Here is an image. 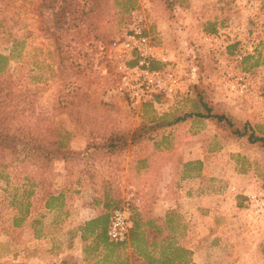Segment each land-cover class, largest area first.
Returning a JSON list of instances; mask_svg holds the SVG:
<instances>
[{"label":"rangeland","instance_id":"1","mask_svg":"<svg viewBox=\"0 0 264 264\" xmlns=\"http://www.w3.org/2000/svg\"><path fill=\"white\" fill-rule=\"evenodd\" d=\"M75 1L85 7H78L76 14L57 24L51 2L0 0V53L12 58L10 75L23 91H31L26 104L33 101L37 111L53 116L60 128L72 133L75 153L83 152L94 139L92 131L102 135L106 127L131 129L166 113L189 111V87L200 78L212 89L214 103L226 112L232 107L244 114L235 118L264 125V0H171L175 1L173 9L164 0H134V10H129L127 0H111L112 10L103 17L95 15L107 0ZM132 11L146 18L145 34L158 57L173 61L167 69L174 70L184 89L188 88V94L179 90L173 98L159 97L157 108H134L121 90V67L135 57L123 55L113 42L132 29ZM211 25L221 33L214 47L204 41V36L213 35ZM226 45L229 54V45H236V54L230 59L223 55ZM236 55L243 59L236 62ZM247 57L250 59L244 62ZM229 69L246 73L245 95L230 93L225 87L224 73ZM71 102L79 104L85 115L81 125H74L62 109ZM164 134L161 141L174 135L171 142L159 140V146L151 142L102 160L72 161L68 168L59 161L44 180L32 166L16 165L0 171V264H124L128 256L137 253L131 245L110 250L92 233L84 234L81 227L103 214L111 218L113 210L127 201L132 220H139L143 231H155L152 233L158 240L150 252L158 259L166 254L171 264H195L193 252L186 248L201 245L197 264H264L261 201L254 207L247 204L232 222L227 223L222 216V231H215L213 217L196 215L190 221L188 238L183 237L179 218L167 228L162 212L155 216L154 192L147 193L144 210L131 196H138L148 183L156 186L175 174L182 145L201 140L222 153L215 159L212 156L209 167H220L239 187L254 185V192H259L264 190L262 150L243 140H227L208 121L188 122ZM191 159L190 170L197 171L199 156ZM193 185L192 181L187 188L194 189V201L197 189L191 188ZM49 195L62 197L61 204L47 209ZM217 234L221 236L213 238ZM216 239L220 242L215 243Z\"/></svg>","mask_w":264,"mask_h":264},{"label":"trees","instance_id":"2","mask_svg":"<svg viewBox=\"0 0 264 264\" xmlns=\"http://www.w3.org/2000/svg\"><path fill=\"white\" fill-rule=\"evenodd\" d=\"M54 1L45 0V3L51 2L49 6L52 8L53 17L57 19V24H62L68 16L76 14L78 7L82 9L85 7V5L80 6V3L75 0H61L57 5L53 3ZM132 2L134 0H127V3L130 4L129 10H134L135 6ZM164 2L170 9L175 6V1L164 0ZM107 10L109 12L112 10L111 0H107V3L103 8L98 9L95 16L103 17ZM92 12L91 10L89 14ZM80 13H82V17L86 15L83 10ZM94 30H98V28L95 27ZM210 32V34L217 33L215 25H211ZM105 40L108 45L109 38ZM234 48L236 45L229 46V52L233 56L236 54ZM11 59L10 56L0 53V171L16 165L32 166L36 169L39 178L44 180L51 176L55 164L59 161L64 162L68 168L72 161L102 160L117 156L188 122L208 121L213 123L220 136L227 140H243L249 145L258 147L264 153V125H254L248 120H239L226 112L221 106L214 103L211 97L212 89L204 84L201 78L189 87L191 96L189 111L166 113L150 121H142L131 129L106 127L101 133L102 135L92 131L94 139L83 152L75 153L71 147L72 133L60 128L53 116L37 111L33 101L29 104L25 103L27 94L31 95L32 93L29 90L23 91L19 87V83L15 82L10 75L13 73L10 69ZM249 59L250 57L245 58L244 62ZM136 64V59L128 62L130 67H134ZM163 67L156 61L151 64L153 70ZM78 108L79 104L76 102L68 103L62 108L76 126L81 125L85 116ZM85 121L87 123L88 120L85 118ZM40 123H44L45 127H40ZM97 136H101V139L96 140L100 138ZM43 183L41 181V184ZM48 197L47 209H53L61 204L62 197L53 195ZM105 207L110 208L109 205H105ZM109 222V215L103 214L85 223L81 230L84 234L90 232L95 235L96 239L102 240L110 250L131 245L137 253L133 252L128 256L124 264H171L170 256L165 254L158 259L150 252L158 240L156 233H152L155 232L153 228L149 233L143 231L139 220H134L128 240L124 243H115L110 241L107 236ZM83 240H86V236L83 237ZM143 244L144 247H142ZM66 262L64 264H67Z\"/></svg>","mask_w":264,"mask_h":264},{"label":"crops","instance_id":"3","mask_svg":"<svg viewBox=\"0 0 264 264\" xmlns=\"http://www.w3.org/2000/svg\"><path fill=\"white\" fill-rule=\"evenodd\" d=\"M225 47L227 49L228 45ZM229 56L233 55L229 54ZM228 94L230 95V93ZM229 108L230 109L228 110L232 116L241 118L240 116L244 115L243 112H238V110H234L232 107ZM176 128L172 130L174 131ZM163 136H165L164 133L159 134L153 140L147 141L136 148L146 146V144L151 142H157V146H159L161 144L158 142L159 140H162ZM172 136H167L168 139L166 138L161 142H165V144L167 142H171ZM219 151V149H211L210 146L202 140L198 141L196 144H183L181 148V157L179 159L180 164L177 167L175 174L173 173L172 176L168 175L167 180L157 183L156 186L149 183L143 186V190L138 195L140 197L136 196L135 193H132L131 196L136 197L135 204L140 206L139 208H141V210H144L148 197L147 193L149 191L151 193L154 192L152 205L154 208L156 207L155 216H159L158 212L161 211V216L164 215L166 217H164V221L167 223V228L171 226L173 221H176V219L179 218V220L182 222L183 237L189 236L191 229L190 221L195 218L196 215L211 218L213 217V225H216L217 227L215 231L225 230L224 227H221V223H219L220 218L223 216V220H226L227 223L234 221L235 217L240 214V211H243V209L246 208L245 206L248 204V196L254 193L256 187L254 185H241V187H239V184L236 183V181H234L230 176L225 177L227 174L226 172H221L222 168L216 166L209 167L212 156H214V159L222 156V153ZM195 154L199 156L200 161H197L199 169L193 172V170H190L191 165H193L192 162L194 161V159H191V157H193ZM193 176L196 178H193ZM192 181L194 182V185L191 188L197 189V194L195 196L197 199H194V201L191 198L192 194L194 193V189H192V191L191 189L187 188V186ZM207 182L213 184L212 187L206 185ZM221 186H223V188H221ZM160 191H162V193H160ZM192 202H196L197 206L192 204ZM97 217L89 221H92ZM156 220L163 221V218H157ZM203 222L205 221L203 220ZM204 228L205 227H202V229ZM203 236H206V234ZM203 236H201V238ZM217 236H221V234L214 235L213 238H216ZM218 242H220V239L215 240V243ZM186 249L193 252V263L197 264L196 257L199 259V255L203 251L201 245H198L196 248Z\"/></svg>","mask_w":264,"mask_h":264},{"label":"built area","instance_id":"4","mask_svg":"<svg viewBox=\"0 0 264 264\" xmlns=\"http://www.w3.org/2000/svg\"><path fill=\"white\" fill-rule=\"evenodd\" d=\"M147 20L138 11H132L130 14V25L132 29L126 31L122 37L117 38L113 42L114 47L122 49L123 55H133L137 60L134 67L128 66V63L122 65L123 76L121 80V90L124 91L130 99L134 108H142L151 106L157 108L160 104L159 97L164 96L173 98L178 95L179 90H183L188 94V88L184 89L181 79L177 76L174 70L167 69L171 65V60L165 57H158L153 43L149 36L145 34ZM221 33L213 34L212 36H204V41L211 43L214 47L219 43ZM213 42V44H212ZM225 58L230 59L226 47H223ZM134 59V60H135ZM243 56L236 55L235 61H241ZM153 61L161 63L164 67L153 70L151 64ZM233 69H236L234 67ZM246 73H234V70L229 69L224 73L226 88L230 93H238L245 95L248 87L245 84ZM236 81V82H235ZM264 190L254 192L248 196V204L252 207L254 204L264 206L262 198ZM131 204L129 201L122 206L113 210L108 227V238L115 243H124L129 238V233L133 228V220L131 214Z\"/></svg>","mask_w":264,"mask_h":264}]
</instances>
